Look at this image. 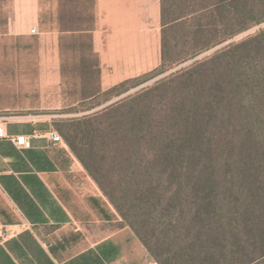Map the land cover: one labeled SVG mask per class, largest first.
Instances as JSON below:
<instances>
[{"label": "trees", "instance_id": "16d2710c", "mask_svg": "<svg viewBox=\"0 0 264 264\" xmlns=\"http://www.w3.org/2000/svg\"><path fill=\"white\" fill-rule=\"evenodd\" d=\"M74 1L76 6L67 15L61 9H40L39 28L59 34L62 84L68 78L62 61L64 47L79 52V90L74 92L82 101L102 92L99 59L92 45L95 0ZM159 1L158 66L112 88L131 79L134 85L145 82L264 21V0ZM241 54L248 56V63L243 64ZM208 62H224L213 80H207L209 75L198 63L151 88L149 92L164 85L168 95V86L174 85V105L168 109L166 121L158 119L156 110L139 106L140 102L133 106L134 100L100 113L115 118L119 132L115 148L123 162L133 158V166L112 171L92 163L84 166L157 264H264V199H258L264 175L253 162L255 141L227 132L241 120L244 88L254 81L253 103L264 99V30ZM120 133L126 134L121 137ZM61 136L76 152L74 140L64 131ZM125 143L130 147L129 156L122 153ZM138 154L146 165L136 161ZM218 154L230 160L222 174ZM223 188L232 191L233 199H217ZM245 189L251 199L244 197ZM128 193L132 199H124ZM93 199L87 198L91 203ZM101 203L109 207L104 199ZM115 216L112 213L113 219ZM122 234L118 238L123 241Z\"/></svg>", "mask_w": 264, "mask_h": 264}, {"label": "crops", "instance_id": "0c3cea01", "mask_svg": "<svg viewBox=\"0 0 264 264\" xmlns=\"http://www.w3.org/2000/svg\"><path fill=\"white\" fill-rule=\"evenodd\" d=\"M40 7V0H4L0 59L2 43L35 38L31 30L39 28ZM95 13L92 45L101 90L157 64L159 0H95ZM38 38L41 89L56 90L61 82L58 36L49 32ZM0 127V264H133L132 251L118 238L121 231L103 228L115 221V211L94 194L78 204L67 178L70 153L50 138L49 119L6 115ZM20 136L29 146L15 142Z\"/></svg>", "mask_w": 264, "mask_h": 264}, {"label": "rangeland", "instance_id": "374dc122", "mask_svg": "<svg viewBox=\"0 0 264 264\" xmlns=\"http://www.w3.org/2000/svg\"><path fill=\"white\" fill-rule=\"evenodd\" d=\"M3 2L4 0H0V6ZM74 2V0H40V9L42 11L50 10L52 12L61 9L67 15L74 10L76 6ZM159 27L160 24L157 27L158 30ZM263 30L264 21L250 26L185 62L172 65L165 72L145 82L134 85L135 81L131 79L121 87L112 88V86L102 90L100 94L92 98L79 101L78 94L74 92L75 90H79L77 78L78 68L76 64L79 58V52L70 50L67 47H64V51L62 52L64 69L68 75L66 84L60 82L58 89L42 91L39 81V57L37 55L39 48L38 37L49 32H55L57 36L59 34L54 30L42 31L40 28H36V33L33 34L35 36L33 40L17 39L1 44L0 117L6 115H33L49 119L53 131H56L61 137L59 142L63 143L70 153L67 178L76 193L75 196L78 204L82 205V199L88 195L94 194L101 196L108 203V206L115 211L116 215L115 221L108 226L107 224H103V228L110 226L112 230L118 229L123 232L121 238L127 244V248L132 251L134 264H157L84 166V163H92V166L95 168L112 171L117 170L119 167L125 168L129 164L130 166L134 165L133 158H131L132 160L130 159V162H123L115 148L114 139L119 135L117 122H114L115 118L111 119L100 113L115 104L126 102L127 100H134L135 103H132L133 106L140 102L139 106H143L146 110H156L159 112L158 119L166 121L168 119L167 111L171 105H174V101L172 100L173 96H171V90H175L172 88L174 85L172 86L171 83V88L168 86V95L166 94V87L164 85H158V89L149 92L153 86L157 85L161 80L169 78L172 74L189 69L198 63L203 64L202 68L206 71L204 73L209 75L207 80L215 79V75L222 68L224 62H221L219 65L218 63L208 61L228 47L249 40V38L256 36ZM150 37H153L152 33ZM153 45L151 38L152 50ZM241 57H243V64L249 62L246 54H241ZM158 64L159 52L157 64L139 75L152 70ZM246 65L248 66V64ZM255 88V82L253 81L249 87L244 88L241 92V101L243 103L240 115L241 120L237 125L234 123L236 125H234L235 128L232 127L227 132L228 134L238 133L239 137L245 141H250L251 138L254 139L256 155H254L253 162L257 170H259L258 173L261 172L262 176L264 175V99L259 101L261 103L257 101L258 106L253 103L254 98L252 92L255 91ZM134 108L130 109L131 112H133ZM258 110L261 111L259 115ZM61 131L67 133L70 139L74 140L77 146L76 152L71 150L63 140ZM120 134L123 137L126 133ZM92 143L94 145L89 147ZM125 145L122 153L125 156H129L130 147H127L126 143ZM243 156V159L246 160L247 152H244ZM218 157L221 159V166L218 172L222 174L223 170L229 168V166H225V163L230 162V160L226 158L225 154H218ZM136 161L138 163L142 161L140 163L141 165L145 164H142L143 158L141 154L137 155ZM228 178L229 176H227ZM161 184L163 186L165 185V187L168 186V182L162 181ZM228 186L229 183H226V187ZM244 186L248 187V185ZM247 195V198L251 199L249 191L245 189L244 197ZM132 197V194L128 193L124 199H132ZM217 199H233L232 191L229 188H223L218 193ZM258 199H264V184H262V190L260 191Z\"/></svg>", "mask_w": 264, "mask_h": 264}, {"label": "built area", "instance_id": "2783aa9c", "mask_svg": "<svg viewBox=\"0 0 264 264\" xmlns=\"http://www.w3.org/2000/svg\"><path fill=\"white\" fill-rule=\"evenodd\" d=\"M31 33H36L35 29L31 30ZM0 135H3V129L0 127ZM49 136L53 141H60L61 137L56 131L49 132ZM15 142L20 145L29 146L30 142L27 137L20 136L15 139Z\"/></svg>", "mask_w": 264, "mask_h": 264}]
</instances>
